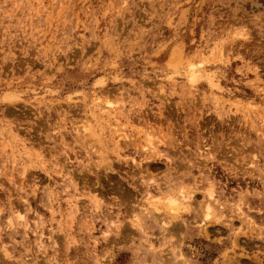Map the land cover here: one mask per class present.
Here are the masks:
<instances>
[{"label":"rangeland","instance_id":"rangeland-1","mask_svg":"<svg viewBox=\"0 0 264 264\" xmlns=\"http://www.w3.org/2000/svg\"><path fill=\"white\" fill-rule=\"evenodd\" d=\"M0 264H264V0H0Z\"/></svg>","mask_w":264,"mask_h":264},{"label":"bare ground","instance_id":"bare-ground-1","mask_svg":"<svg viewBox=\"0 0 264 264\" xmlns=\"http://www.w3.org/2000/svg\"><path fill=\"white\" fill-rule=\"evenodd\" d=\"M177 199L174 197L168 198V204L171 210L178 211L180 208V205L176 201Z\"/></svg>","mask_w":264,"mask_h":264}]
</instances>
